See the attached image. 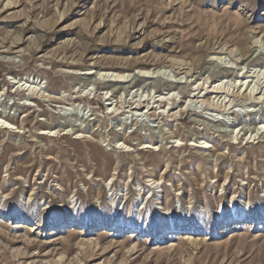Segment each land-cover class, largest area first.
Instances as JSON below:
<instances>
[{
    "label": "rangeland",
    "instance_id": "rangeland-1",
    "mask_svg": "<svg viewBox=\"0 0 264 264\" xmlns=\"http://www.w3.org/2000/svg\"><path fill=\"white\" fill-rule=\"evenodd\" d=\"M0 121V264H264V0H0Z\"/></svg>",
    "mask_w": 264,
    "mask_h": 264
},
{
    "label": "bare ground",
    "instance_id": "bare-ground-1",
    "mask_svg": "<svg viewBox=\"0 0 264 264\" xmlns=\"http://www.w3.org/2000/svg\"><path fill=\"white\" fill-rule=\"evenodd\" d=\"M217 61H218V59H217ZM220 62V61H219ZM153 71H156L157 73H151L150 74V72H147V73H144V74H141V75H138L139 77H142V78H152L153 77V75L154 74H160L162 71L160 70V69H158V71L157 70H153ZM93 72H86L85 74H83V75H91ZM256 74V73H255ZM98 75L100 76V77H102L105 81H107V82H115V83H127V80H125V75L124 76H122V77H115L114 79H112L113 78V74L112 73H110V71H105V72H99L98 73ZM257 75V74H256ZM137 76V77H138ZM158 77H160V76H158ZM134 78H136V77H134ZM130 79V78H129ZM153 79V78H152ZM132 82V81H131ZM26 83V82H25ZM221 84V83H220ZM24 85V84H23ZM222 85V84H221ZM227 87V86H226ZM28 88H29V86H28ZM198 89V87L196 88V90ZM200 89V88H199ZM213 89H216V90H224L225 91V86L223 87V88H221L220 87V85H217V86H214L213 87ZM251 91H254V87H252V90ZM213 92V91H212ZM217 93H220V92H217ZM222 93H224V92H222ZM199 94V93H198ZM195 95V94H194ZM32 96H33V94H32ZM0 123H1V121H0ZM8 125V124H7ZM10 129V128H12L11 126H6L5 127V129ZM259 129H264V124L263 125H261V128H259ZM43 133H41V134H49L50 132H47V131H42ZM204 144L205 143H203L202 145H200L199 147L201 148V149H207V145H205L204 146ZM148 147V146H147ZM209 147V146H208ZM35 229V228H34ZM36 230V229H35ZM130 237H133V235H131ZM193 238H192V236H190V235H184V236H182V240H192ZM197 239V238H196ZM199 239V238H198ZM197 239V240H198Z\"/></svg>",
    "mask_w": 264,
    "mask_h": 264
}]
</instances>
